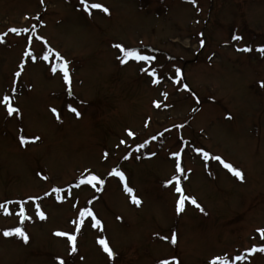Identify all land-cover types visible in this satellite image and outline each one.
Here are the masks:
<instances>
[{
	"label": "rangeland",
	"instance_id": "rangeland-1",
	"mask_svg": "<svg viewBox=\"0 0 264 264\" xmlns=\"http://www.w3.org/2000/svg\"><path fill=\"white\" fill-rule=\"evenodd\" d=\"M89 3L0 0V264H264V0Z\"/></svg>",
	"mask_w": 264,
	"mask_h": 264
},
{
	"label": "snow or ice",
	"instance_id": "snow-or-ice-1",
	"mask_svg": "<svg viewBox=\"0 0 264 264\" xmlns=\"http://www.w3.org/2000/svg\"><path fill=\"white\" fill-rule=\"evenodd\" d=\"M80 3L83 5L84 9L86 11H88L89 9H102L103 12L107 13L109 11V9L107 7H105L103 4L101 3H89V0H80ZM192 3H196V0H192ZM90 14V13H89ZM24 31H27L28 29H23ZM10 31L12 32H19L20 29H17V28H12L10 29ZM41 39H43L41 37ZM233 39H236V40H239L240 37L239 36H233ZM204 41L201 40V44H203ZM117 48L120 49V51L123 53V57L121 58V62H124L126 61L127 59L129 58H134L135 60L137 61H147V60H151V59H154L153 57H149V56H146V55H142L139 51H137L136 49L134 48H125L123 45H116ZM249 48L247 46H245L244 48V51H248ZM259 50L261 52H264V45H261L259 46ZM56 56L58 58L59 61H62L61 63H58L56 65V67H59L62 71H63V74H64V80L65 81H69L70 82V78H69V74H68V69H67V62L66 61H63V57L59 55V53H56ZM34 58V57H33ZM45 60L48 59V56L45 55L44 57ZM56 69L53 68V71H55ZM144 69H142L143 71ZM177 73H179V69L176 70ZM152 75L155 76L156 73H155V70L152 71ZM157 81L153 80V83H156ZM261 84V86H264V81H261L259 82ZM185 88L188 87V85H184ZM9 100V97L8 96H4L3 97V101L6 102ZM69 108L71 109V111H73L74 113H76V115H80V113L77 111L76 108L72 107L71 105H69ZM7 110H8V113L11 114L15 111H18V109H15L11 104H8V107H7ZM53 112L56 111L55 108L52 109ZM131 135V133H129ZM27 139H33V140H36V139H39V137H26L24 135H21L20 136V142L21 144H24L26 142ZM123 142V141H122ZM198 151H201L200 149H198ZM173 155L175 156H179L180 153L179 152H176V153H173ZM204 156L205 158H207L208 156V153H204ZM216 160L220 161L221 163H223L224 167L227 168L230 172H232L236 177L240 178V179H243V175L241 173V171L239 170V168L237 167H233V165L231 163H227L225 161H223L221 159V157L217 156L215 157ZM176 169L177 171H183L180 167V164L177 163L176 165ZM113 172L115 173V175L119 176L121 179L124 178V173L121 172V171H117L116 169H113ZM99 177L95 176V175H92L89 179V183H91L92 181H95V180H98ZM179 180H180V177H177V176H173L170 180H167L166 183L168 184H172L173 181H175V191L177 193H181V195L179 196V198L177 199L176 201V210L177 212H180L183 210L184 206H185V201L186 200H189L192 204L196 205L198 208L200 207L199 204L197 203L196 199L193 198V197H190V196H186L183 194V190L180 186V183H179ZM100 183H104L103 180H100ZM58 191V190H57ZM125 191L128 192L129 194H131V199L133 200L134 203L136 204H139L140 203V200L138 199V197L133 194V189L128 187L127 185H125ZM201 211H203V209H201ZM41 216H43L44 214L41 212L39 213ZM81 216H84V215H89V216H92V213L89 209H83L80 213ZM24 218V215H23V209H21V219ZM93 220L95 221V225H99L101 222L100 220L98 219H95L94 216H92ZM77 227H79V225H77ZM258 231H260L262 233V235H264V229H258ZM3 234L5 236H8V235H12V234H16L20 237H22L25 241L28 240V236L26 235V233L24 232V230L20 227H13V228H10V229H6L4 230ZM58 235H61V236H66L68 238V240L71 242L72 244V247L70 249V251L72 252H75L76 251V245H75V236L68 233V232H58L57 233ZM164 239H169V237H164ZM171 241L172 243H175L176 242V236H175V233H173L171 235ZM100 243L104 246V251L108 253L109 256H112L113 255V252H112V249L109 248L108 244L104 241V240H100ZM254 249H249V251H252ZM260 251H264V247H261L260 248ZM241 257L237 256L236 259L239 260ZM175 259V258H173ZM215 259L219 260L221 259L220 257H216ZM57 260H60L61 264H64V261L61 257H57ZM162 264H168V261L165 260L162 262ZM223 264H229L228 260L225 259L223 261Z\"/></svg>",
	"mask_w": 264,
	"mask_h": 264
}]
</instances>
